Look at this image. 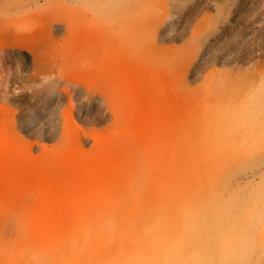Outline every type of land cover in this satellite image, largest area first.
Segmentation results:
<instances>
[{
	"label": "rangeland",
	"instance_id": "1",
	"mask_svg": "<svg viewBox=\"0 0 264 264\" xmlns=\"http://www.w3.org/2000/svg\"><path fill=\"white\" fill-rule=\"evenodd\" d=\"M0 264H264V0H0Z\"/></svg>",
	"mask_w": 264,
	"mask_h": 264
},
{
	"label": "crops",
	"instance_id": "2",
	"mask_svg": "<svg viewBox=\"0 0 264 264\" xmlns=\"http://www.w3.org/2000/svg\"><path fill=\"white\" fill-rule=\"evenodd\" d=\"M3 124L5 125L4 128L7 130V132L11 136H13V137L16 136V128H15V125H14L12 119L7 118Z\"/></svg>",
	"mask_w": 264,
	"mask_h": 264
}]
</instances>
